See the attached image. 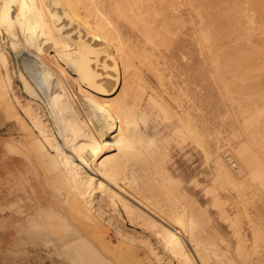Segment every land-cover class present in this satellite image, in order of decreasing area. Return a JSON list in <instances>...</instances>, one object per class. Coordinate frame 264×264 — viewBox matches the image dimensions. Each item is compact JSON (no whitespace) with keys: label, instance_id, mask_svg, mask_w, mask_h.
Segmentation results:
<instances>
[{"label":"rangeland","instance_id":"obj_1","mask_svg":"<svg viewBox=\"0 0 264 264\" xmlns=\"http://www.w3.org/2000/svg\"><path fill=\"white\" fill-rule=\"evenodd\" d=\"M164 7L169 8L168 4L161 7L164 12L160 16L162 19L159 18L161 21L165 14L170 20V9ZM175 13L177 16L172 23H166V30L160 32L161 40L155 41V45L148 44L152 54L151 65H144L135 58L125 75L132 89L128 94L131 109L121 112L122 122L119 120L118 127L128 139L120 155L122 177L130 183L127 184L129 190L139 199L164 213L170 207L174 210L190 208L192 225L185 222L192 233L188 247L193 248L199 264H250L252 243L247 222L253 219L256 222L263 219L264 222V178L262 183H251L249 188L252 189L246 191L247 200L240 204L236 202L233 191L213 182L211 165L218 150L227 146L238 147L243 142H250L264 158V0H178ZM124 21L121 19L120 23L125 25L126 32L131 31L128 21ZM5 38V34L0 32V52L3 50L8 60L0 59V83L9 88L7 98L16 106L17 115L24 119L29 132L34 134L28 117L10 93L11 89L21 91L23 85L18 72L15 73L19 58ZM116 94L118 90L111 97H116ZM182 109H188L186 111L193 117L192 131L184 128L177 118L183 114ZM12 114L13 111L0 97V224L1 203L9 211L4 223L7 227L0 226V264H15L24 260L33 263L36 260L31 259L32 254L41 253L44 247H49L47 242L48 245L43 246L42 241L28 240L26 232L21 231L24 244L21 241L20 247L24 248V252L12 257L9 262L3 260L6 245L19 241L18 224H28L27 218L38 205L53 203L55 208L69 216L71 222L90 235L91 239H87L90 244L115 264H182L181 255L171 251L162 240L123 239L106 224L109 235L101 236L104 240L91 235L92 227H85L84 222L80 224L74 218L77 213L74 214V203L66 193L67 182H64L62 172L55 171L51 164L49 153L52 151L46 146L42 155L37 152L23 124L16 121ZM41 117L55 130L46 111ZM5 167L10 169L7 174H13V177H8L5 186L10 194L2 191V169ZM125 193L127 197H132V201L128 198L127 201L135 211L145 215L142 206L136 205L143 204ZM11 203L17 206L12 209ZM122 214L127 219L123 211ZM125 224L128 229L133 228L128 221ZM138 227L136 229L141 231ZM2 234L8 237L6 241ZM262 243L260 254L264 258ZM152 245L155 254L149 249ZM257 250H260L259 245Z\"/></svg>","mask_w":264,"mask_h":264},{"label":"bare ground","instance_id":"obj_2","mask_svg":"<svg viewBox=\"0 0 264 264\" xmlns=\"http://www.w3.org/2000/svg\"><path fill=\"white\" fill-rule=\"evenodd\" d=\"M177 1L0 0V32L5 34L12 51L19 58L18 71L15 73L18 72L17 76L23 85L21 91L11 89L10 93L28 117L35 130L34 134L29 132L30 128L25 125L24 119L17 115L16 106L7 98L9 88L2 86L1 83L0 97L13 111L16 121L23 124V129L30 135L37 152L42 155L46 146L52 151L49 153L52 156L51 164L55 171L62 172L63 180L67 182L66 193L74 203L72 208L74 214L77 213L74 218L80 224L84 222L85 227L90 225L93 230L91 235L108 237L106 224L114 229L116 236H122L123 239L136 237L140 240L144 238L162 240L171 251L181 255L182 264H199L198 256L192 252L193 248L188 247V240L192 234L191 229L187 228L189 224L192 225L190 208L188 211L186 210L188 207L181 210L170 207L167 213H164L159 208L145 204L129 190L127 186L129 182L123 180L120 157L127 139L125 132L118 130L121 112L131 109L128 94L132 84L130 86L125 75L135 58L144 65H151L152 54L148 44L155 45V41L161 40L160 32L166 30V23H172L177 16L175 13ZM165 4H168L170 9V20L166 19L168 16L165 14L164 20L161 21L159 18L162 19L160 16L164 13L161 7ZM164 8L168 10L167 7ZM121 19L124 23V20L128 21L131 31L126 32L125 25L120 23ZM2 51L0 59L4 61L7 55L5 56ZM136 73L139 74V70L136 69ZM117 90L118 95L111 97ZM184 110L177 118L181 120L182 126L190 131L191 125L194 124L191 122L194 120L191 121L193 117L191 118L186 111L188 109ZM45 111L52 120L55 130H52V125L49 126L50 123H46L41 117ZM112 116L115 119H112ZM249 144L243 142L238 147L227 146L218 150L211 165L213 182L219 187L233 191L236 202L240 204L247 200L246 191L251 183L253 181L262 183L264 178L262 153ZM10 147L15 149L13 146ZM224 151L227 153H223ZM49 168L51 170V167ZM9 170L6 167L2 169L4 184L2 191L6 194L9 193L5 188L7 179L13 175L7 174ZM23 184L26 186L25 182ZM125 192L143 204L136 203L142 206L145 215H141L139 210L135 211L128 203L127 200H131L132 197H127ZM53 204L33 207L35 210L27 218L28 224H18L19 241L7 246L6 254L9 258L24 252V248L20 247L23 243L21 233L26 232L28 240H39V243L42 241L43 246L49 243V247L43 249L52 264H88L89 260L91 264H115L89 243L90 235L71 222L69 216L55 208ZM16 206L10 207L14 209ZM8 212L3 207L4 220ZM126 221L133 228L128 229ZM259 221L253 219L247 222L252 243L250 264H264V258L260 254L264 239V222L262 223L263 219ZM138 226L141 231L136 229ZM33 241L30 240L32 243ZM258 245L260 250H257ZM149 249L155 254L153 245L149 246ZM34 256L37 257L35 254ZM226 257L233 259L231 255Z\"/></svg>","mask_w":264,"mask_h":264},{"label":"crops","instance_id":"obj_3","mask_svg":"<svg viewBox=\"0 0 264 264\" xmlns=\"http://www.w3.org/2000/svg\"><path fill=\"white\" fill-rule=\"evenodd\" d=\"M11 172V171H10ZM1 215H2V218H1V224H0V226H5V227H7V225H5L4 223H5V220H4V215H3V207H4V204L3 203H1ZM5 230V229H4ZM2 237H3V239H4V241H6L7 239H8V237L5 235V234H2ZM7 246H8V244L6 245V248H7ZM6 250V249H5ZM4 254H5V258L3 259V260H5V261H10V259H11V257L9 258L8 256H7V254H6V251H4ZM34 254L37 256V257H39V258H37V257H35L34 256ZM34 254H32V256H31V259L32 260H36L35 262H26L25 260L24 261H22V262H18V263H15V264H52L51 263V261H49L50 260V258L49 257H47V256H45L46 254L44 253V251L42 252V253H37V252H35ZM42 254V255H41ZM36 258V259H35ZM43 258V259H42ZM31 259H29L28 258V260H31ZM42 259V260H41ZM48 259V260H47ZM4 263V262H3ZM5 264V263H4ZM6 264H14V263H6Z\"/></svg>","mask_w":264,"mask_h":264}]
</instances>
